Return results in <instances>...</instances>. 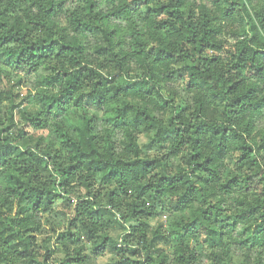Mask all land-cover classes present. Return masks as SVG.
<instances>
[{"label":"trees","instance_id":"16d2710c","mask_svg":"<svg viewBox=\"0 0 264 264\" xmlns=\"http://www.w3.org/2000/svg\"><path fill=\"white\" fill-rule=\"evenodd\" d=\"M107 254L264 264V0H0V264Z\"/></svg>","mask_w":264,"mask_h":264},{"label":"rangeland","instance_id":"374dc122","mask_svg":"<svg viewBox=\"0 0 264 264\" xmlns=\"http://www.w3.org/2000/svg\"><path fill=\"white\" fill-rule=\"evenodd\" d=\"M21 85H22L20 87L21 96L23 95V97H27L29 93H33L32 79L23 78V82ZM22 106H24V108L29 109V110L35 109V106L32 103L26 104V102H24ZM16 119L18 118L16 117ZM146 142H147V136L145 134L140 136V143L141 145H143V147H144V144H146ZM59 203H60V200L56 202L53 212L50 215V219L52 221H55L56 223H64L66 221V216L61 210L60 208L61 205ZM110 219H111L110 226L107 230V234L114 242H119L121 238V234L125 230H127L128 227L132 225V223L131 224L129 222L122 223L119 219H117L119 220V222L117 220L115 221V218L113 215H110ZM167 220H168L167 213L161 212L157 217L150 219L149 223L152 227H156L160 223H162L163 226H166ZM50 234L51 233H50V228L48 224L45 223L44 219H42V227H41L40 233L37 235L39 244L42 247H45V245L50 248L59 247L58 245L55 246V239L54 237H51ZM59 255L63 256L62 253H59ZM111 260H112V257L109 254H107L106 256L97 258V263L104 264Z\"/></svg>","mask_w":264,"mask_h":264}]
</instances>
